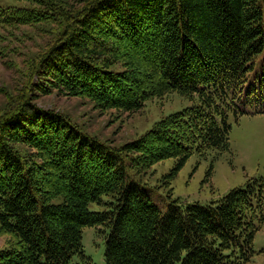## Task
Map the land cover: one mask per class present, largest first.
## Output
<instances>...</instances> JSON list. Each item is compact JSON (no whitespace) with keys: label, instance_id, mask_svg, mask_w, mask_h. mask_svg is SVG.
I'll list each match as a JSON object with an SVG mask.
<instances>
[{"label":"trees","instance_id":"1","mask_svg":"<svg viewBox=\"0 0 264 264\" xmlns=\"http://www.w3.org/2000/svg\"><path fill=\"white\" fill-rule=\"evenodd\" d=\"M17 1L0 22L49 23L56 39L0 115V236H9L0 264H94L86 226L106 233V264H247L264 176L163 212L134 175L175 158L171 179L193 154L216 159L231 149L230 114L256 102L264 113V0ZM54 91L101 111L136 112L174 92L194 103L113 145L37 103Z\"/></svg>","mask_w":264,"mask_h":264},{"label":"rangeland","instance_id":"2","mask_svg":"<svg viewBox=\"0 0 264 264\" xmlns=\"http://www.w3.org/2000/svg\"><path fill=\"white\" fill-rule=\"evenodd\" d=\"M22 4L17 0H0V9ZM264 28V2L261 19ZM49 23L37 25H10L0 22V115L25 88L31 86L36 77L30 68L48 46L56 39V30ZM264 56V51L260 58ZM37 103L69 116L81 129L92 136L113 145L136 139L147 132L164 116L191 106L194 101L177 92L162 98H152L136 112L115 109L101 111L94 103L78 96L61 95L56 91L48 95L40 93ZM247 113L238 120L230 114L231 149L213 159L193 154L176 176L169 179L175 158L154 164L147 173L136 174L135 178L147 189L151 199L166 212L172 201L180 204L200 202L209 204L219 199L231 188L244 187L251 177L264 176V113L260 102L246 107ZM214 170L208 176L209 166ZM104 199H107L105 196ZM91 210H103L97 202L90 203ZM97 226L83 229L85 254L94 264H106V233ZM108 229H106V232ZM9 236H0V249L7 246ZM255 254L247 264H264V222L254 239ZM79 255L74 257L78 260Z\"/></svg>","mask_w":264,"mask_h":264}]
</instances>
